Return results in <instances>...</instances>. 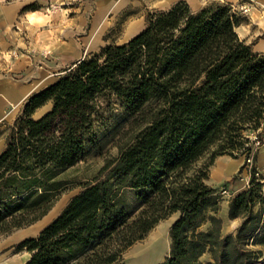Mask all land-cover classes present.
I'll return each mask as SVG.
<instances>
[{
	"label": "trees",
	"instance_id": "1",
	"mask_svg": "<svg viewBox=\"0 0 264 264\" xmlns=\"http://www.w3.org/2000/svg\"><path fill=\"white\" fill-rule=\"evenodd\" d=\"M245 21L225 2L148 10L129 40L87 54L25 99L0 152V233L43 218L68 184L61 174L99 152L107 123L128 126L117 154L16 244L24 264H125L124 251L174 213L158 264H202L205 254L212 264H264V177L249 138L264 136V54L239 38ZM220 155L243 157L238 173L252 157L246 187L227 205L240 222L226 233L221 195L206 182Z\"/></svg>",
	"mask_w": 264,
	"mask_h": 264
},
{
	"label": "crops",
	"instance_id": "2",
	"mask_svg": "<svg viewBox=\"0 0 264 264\" xmlns=\"http://www.w3.org/2000/svg\"><path fill=\"white\" fill-rule=\"evenodd\" d=\"M177 1L38 0L43 5L41 9L21 12L28 0H0V152L5 147L8 127L31 93L51 83L87 54L98 52L107 44L129 40L144 28L148 10H166ZM183 1L193 11L212 2L229 3L241 14V8H247L243 13L246 21L235 30L253 51L264 54V0ZM48 108L49 105L39 108L34 116H40ZM242 163V157L220 155L209 168L207 184L217 188L218 193L224 187L229 191V195L221 196L220 210L224 203L227 211L230 197L248 183L247 170L238 173ZM254 163L264 177V136ZM262 190L264 194V179ZM173 215L177 217L176 213ZM228 222H233L235 229L240 219L229 220L225 214L223 227Z\"/></svg>",
	"mask_w": 264,
	"mask_h": 264
},
{
	"label": "rangeland",
	"instance_id": "3",
	"mask_svg": "<svg viewBox=\"0 0 264 264\" xmlns=\"http://www.w3.org/2000/svg\"><path fill=\"white\" fill-rule=\"evenodd\" d=\"M32 1L33 0H28L27 3ZM39 4L41 5V9L43 5L40 2ZM243 13L244 12L239 14L245 17ZM116 115H120V113ZM117 118L118 119L114 121L111 120L109 124L107 123L106 129L101 130L99 152L90 153L86 158L80 160L61 174L62 178L68 181V184L46 216L29 226L0 233V264H24L28 257V253L25 251L16 252V244L26 237L35 236L39 230L58 213L68 199L78 192L80 185L90 180L107 158L117 154L121 135L128 126L125 120L121 121L119 117ZM244 170L248 172L247 167H245ZM225 214L226 207L225 204L222 203L220 216L224 219ZM175 217L176 216L172 214L160 220L145 238L137 241L125 250L123 258L126 264H158L163 261L169 251V226L172 224ZM233 229V222H228L224 224L223 232H231ZM201 262L202 264H212L207 254L202 256Z\"/></svg>",
	"mask_w": 264,
	"mask_h": 264
},
{
	"label": "built area",
	"instance_id": "4",
	"mask_svg": "<svg viewBox=\"0 0 264 264\" xmlns=\"http://www.w3.org/2000/svg\"><path fill=\"white\" fill-rule=\"evenodd\" d=\"M242 9V12H245L247 11V8H241ZM249 138H250V142L252 143L253 147H254V150L255 149H258L260 146H261V141L260 139L257 138V135L255 132H252L250 135H249ZM246 163H247V168H249V166L251 165L252 163V157H248L247 159H245ZM219 194L221 196H227L229 195V191L226 187L222 188L219 192Z\"/></svg>",
	"mask_w": 264,
	"mask_h": 264
},
{
	"label": "bare ground",
	"instance_id": "5",
	"mask_svg": "<svg viewBox=\"0 0 264 264\" xmlns=\"http://www.w3.org/2000/svg\"><path fill=\"white\" fill-rule=\"evenodd\" d=\"M32 12V11H31ZM29 18L31 19V21L33 20V16L30 14L29 15ZM29 20V19H28ZM29 22H30V20H29Z\"/></svg>",
	"mask_w": 264,
	"mask_h": 264
}]
</instances>
